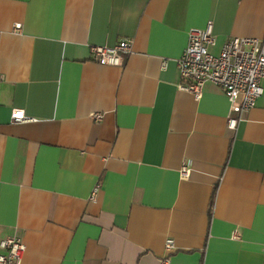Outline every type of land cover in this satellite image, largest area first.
<instances>
[{"label": "crops", "instance_id": "obj_1", "mask_svg": "<svg viewBox=\"0 0 264 264\" xmlns=\"http://www.w3.org/2000/svg\"><path fill=\"white\" fill-rule=\"evenodd\" d=\"M209 22L214 54L260 39L264 0H0V241L20 264H264V79L236 130L220 87L178 88ZM126 39L123 66L95 62Z\"/></svg>", "mask_w": 264, "mask_h": 264}, {"label": "built area", "instance_id": "obj_2", "mask_svg": "<svg viewBox=\"0 0 264 264\" xmlns=\"http://www.w3.org/2000/svg\"><path fill=\"white\" fill-rule=\"evenodd\" d=\"M14 30L19 32L21 24L16 23ZM216 44L213 23L209 22L205 28H191L188 31V41L181 56L177 60L181 91L193 95L200 100L206 83L220 87L230 104L228 113V128L236 130L244 120V115L251 110L263 94L262 80L264 79V36L232 37L226 41L220 52L214 54L211 47ZM132 41L122 40L113 47L93 46L92 54L95 62L106 66H123L126 58L132 52ZM1 79V75H0ZM92 118L101 120L100 113H94ZM15 123L32 121L25 116V112L16 109L12 113ZM190 167L184 165L181 169L183 177L190 175ZM98 187L92 192L91 199L95 200ZM0 264H20L26 246L16 237H7L0 241ZM174 249V241H166V251ZM160 264H169L167 258Z\"/></svg>", "mask_w": 264, "mask_h": 264}, {"label": "trees", "instance_id": "obj_3", "mask_svg": "<svg viewBox=\"0 0 264 264\" xmlns=\"http://www.w3.org/2000/svg\"><path fill=\"white\" fill-rule=\"evenodd\" d=\"M213 200H214V197H212L211 206L213 205Z\"/></svg>", "mask_w": 264, "mask_h": 264}]
</instances>
